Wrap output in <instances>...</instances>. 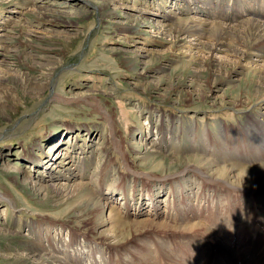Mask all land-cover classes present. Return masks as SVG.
I'll list each match as a JSON object with an SVG mask.
<instances>
[{
	"label": "rangeland",
	"instance_id": "obj_1",
	"mask_svg": "<svg viewBox=\"0 0 264 264\" xmlns=\"http://www.w3.org/2000/svg\"><path fill=\"white\" fill-rule=\"evenodd\" d=\"M249 20L264 0H0V264H264V189L213 171L264 167V53L211 29Z\"/></svg>",
	"mask_w": 264,
	"mask_h": 264
},
{
	"label": "bare ground",
	"instance_id": "obj_2",
	"mask_svg": "<svg viewBox=\"0 0 264 264\" xmlns=\"http://www.w3.org/2000/svg\"><path fill=\"white\" fill-rule=\"evenodd\" d=\"M151 21H153V19L151 18ZM178 22H182V23H180V29H182V30H184V28L186 29V27H189L190 29H191V31L192 30H194V34H199V35H201V32H200V30H202V28H201V23H198V22H196V21H194L195 23H197V25L195 26L196 28L194 29V28H192V25H190L191 23H190V21L189 20H186V21H182V20H179ZM152 23H154L155 24V22H152ZM212 26H211V29H212V33H214V34H216L218 37H216V42L218 43V44H220L221 46H225L226 44H227V42H225V40L226 39H228V38H231V37H239V38H241V37H243L244 36V38H245V40H250V44L248 43L246 46H247V48H248V50H249V52L251 53L250 55H256V56H259L260 57V55L262 54V53H264V21L262 22H259V21H256V20H249V21H247V22H244V24H242L243 26L241 27V26H239V27H236V26H233V27H231V26H226V25H224V24H222L221 22H214V23H212L211 24ZM188 29V28H187ZM199 29V31L198 32H195V30H198ZM190 30H187V33L189 32ZM189 33H192V32H189ZM188 33V34H189ZM237 47L239 48L240 47V43H237ZM254 48H257L256 50L258 51L257 52V54L255 53V52H253V50H254ZM56 99H58V97L56 98ZM95 106V105H94ZM95 108V107H94ZM263 124V125H262ZM262 125V126H261ZM261 126V130L260 131H257L260 135H264V122L263 123H259L258 125H257V127H256V129H258L259 127ZM73 131V130H72ZM163 140V139H162ZM172 142H174V141H172ZM160 143H161V139L159 138L157 141L155 140L154 141V145L156 144V145H160ZM171 143V142H170ZM175 144V143H174ZM176 145V144H175ZM233 144L231 143V146H232ZM249 145H252V144H248V146ZM173 147V146H172ZM147 153H149L150 155L152 154V156H154L153 157V159L155 160H157V154H155V151L153 150V151H147ZM149 154H145L146 156H145V158L146 159H149L148 157L150 156ZM154 154V155H153ZM62 156L63 154L61 153H59L58 155H57V157H59V156ZM60 156V157H61ZM65 156V155H64ZM152 158V157H151ZM164 158V157H163ZM34 163H35V161H34V158H32L31 159ZM163 160H165V159H163ZM162 162V161H161ZM206 164L207 166H214L210 161H207V160H201V165L203 164ZM50 164L49 165H52V163L51 162H49ZM68 163V162H67ZM41 164V163H40ZM69 164V163H68ZM161 164H163V163H161ZM216 165V164H215ZM14 167V166H13ZM13 167H12V169H13ZM217 167H219V166H217ZM216 167V168H217ZM215 168V169H216ZM209 169V168H208ZM207 169V170H208ZM211 170L213 169V168H210ZM237 170H238V168H236ZM236 169H233V168H225V169H222V168H217L216 170H214L213 169V171L214 172H216V173H218V174H220V175H228V173H229V175L230 176H233V177H236V178H238L239 180H242L243 182H247V185L250 187V188H254L253 190H258V189H264L263 187H264V167H260V166H257V167H253V168H245V169H239V174L238 175H236V174H234L233 173V171H235ZM209 172V171H208ZM214 174V173H213ZM249 182L250 183H252V184H249ZM245 185H246V183H244ZM242 185V184H241ZM11 199V198H10ZM158 199V198H157ZM7 200V199H6ZM167 200V199H166ZM165 200V201H166ZM161 203H162V200H156V198H150V202H148V205H152L151 207H153L154 209H155V215L156 214H159V210H160V207H161ZM99 204V203H98ZM108 204L106 203V204H104V203H101L100 202V204H99V208H100V210H102L104 213H105V211H106V209H108ZM114 208V207H113ZM113 208L111 209V211H110V213H109V217H110V219L111 220H113V222H114V226L115 227H124V226H126V225H124V224H121V223H118L115 219V215L117 216V214H115V212H114V210H113ZM116 210V209H115ZM117 211V210H116ZM143 221V222H142ZM142 221H140V222H142L143 224L144 223H148L147 221H145V220H142ZM140 222H137V223H135V224H138V223H140ZM3 228V227H2ZM0 231L1 232H4L5 230H4V228L3 229H0ZM7 231V230H6ZM8 232V231H7ZM6 232V233H7ZM40 248V247H39ZM42 248H43V246H42ZM44 249V251H46V249L45 248H43ZM55 250H57V249H55ZM44 251H43V253H44ZM57 251H59V250H57ZM43 253H42V256L40 257V258H38V256L37 255H39V251H37V250H34L33 251V253H32V255H31V257H33V258H37V259H42V260H46V261H50V263H57V264H59V263H62V264H66V262L64 261L65 259L63 258V257H61V256H55V255H53L52 253H50L51 254V256L49 257V258H45V257H43ZM40 256V255H39ZM64 259V260H63ZM66 259L67 260H71V257H66Z\"/></svg>",
	"mask_w": 264,
	"mask_h": 264
}]
</instances>
